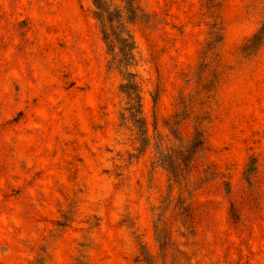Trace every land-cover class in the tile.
Segmentation results:
<instances>
[{
  "label": "rangeland",
  "instance_id": "1",
  "mask_svg": "<svg viewBox=\"0 0 264 264\" xmlns=\"http://www.w3.org/2000/svg\"><path fill=\"white\" fill-rule=\"evenodd\" d=\"M103 1L0 0V264H264V0Z\"/></svg>",
  "mask_w": 264,
  "mask_h": 264
},
{
  "label": "trees",
  "instance_id": "2",
  "mask_svg": "<svg viewBox=\"0 0 264 264\" xmlns=\"http://www.w3.org/2000/svg\"><path fill=\"white\" fill-rule=\"evenodd\" d=\"M92 2H93V4L95 5V8L98 10V14H97V16H98V18L100 19L99 16H101L102 13L106 11V8H105V2H104L103 0H92ZM102 26H103V27H106V26H105V23H104ZM102 35H103V40H104L105 42H109V43H111V40L109 41V38H107L108 35H107V32H106V31H103V32H102ZM123 41H125V40H123ZM113 50H114V49H113ZM113 50H112V51H113ZM121 52H122V55H125L127 58H129V60L132 59V56L130 55V53H128L127 50H124V51L121 50ZM134 93H135V92H134ZM196 144H197V143H195L194 145H196ZM194 145H193V146H194Z\"/></svg>",
  "mask_w": 264,
  "mask_h": 264
}]
</instances>
